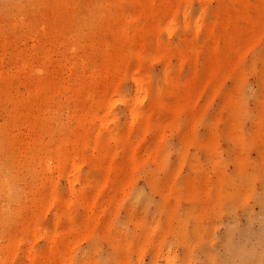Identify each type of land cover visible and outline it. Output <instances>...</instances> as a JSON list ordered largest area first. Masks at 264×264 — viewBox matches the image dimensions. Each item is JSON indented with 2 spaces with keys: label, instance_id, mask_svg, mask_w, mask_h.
I'll use <instances>...</instances> for the list:
<instances>
[{
  "label": "rangeland",
  "instance_id": "1",
  "mask_svg": "<svg viewBox=\"0 0 264 264\" xmlns=\"http://www.w3.org/2000/svg\"><path fill=\"white\" fill-rule=\"evenodd\" d=\"M0 264H264V0H0Z\"/></svg>",
  "mask_w": 264,
  "mask_h": 264
}]
</instances>
